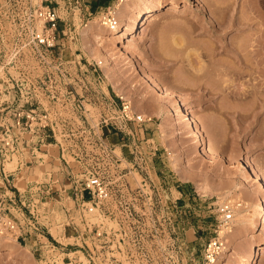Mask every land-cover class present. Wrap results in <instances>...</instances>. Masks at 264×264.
<instances>
[{
	"label": "rangeland",
	"instance_id": "374dc122",
	"mask_svg": "<svg viewBox=\"0 0 264 264\" xmlns=\"http://www.w3.org/2000/svg\"><path fill=\"white\" fill-rule=\"evenodd\" d=\"M42 1L60 16L50 47H38L28 28L41 0H0V124L16 127L21 113L25 133L13 129L11 137L26 144L0 158V187L4 170L9 188L35 206L40 230L25 240L4 237L0 264H51L52 244L56 264H203L207 244L218 238L224 248L214 264H244L264 237V190L238 162L264 176V96L239 93L264 91V0H176L178 9L145 19L126 44L97 38L110 33L103 16L116 0L100 8L91 0ZM238 19L244 23L228 26ZM233 38L239 48L252 44L251 66L223 48ZM231 67L244 75L225 81ZM141 68L192 108L219 159L203 152ZM93 175L110 193L88 214L90 194L81 191ZM226 203L233 214L227 222ZM10 208L29 217L21 202ZM227 227L233 231L224 238ZM53 236L74 248L62 249ZM86 250L96 258H85ZM255 264H264V249Z\"/></svg>",
	"mask_w": 264,
	"mask_h": 264
},
{
	"label": "built area",
	"instance_id": "2783aa9c",
	"mask_svg": "<svg viewBox=\"0 0 264 264\" xmlns=\"http://www.w3.org/2000/svg\"><path fill=\"white\" fill-rule=\"evenodd\" d=\"M117 3L125 2L128 0H116ZM78 2V1H77ZM115 10H106V14L103 16V22L105 25L110 26V28H114L115 26L119 25V19L117 15L115 14ZM60 16L58 13V10L55 7H51L50 5H44L43 1L41 4H39L34 12H31L28 17V28L29 32L31 34L33 42L38 46H53L55 45L56 40V31L58 28V22H59ZM1 84V82H0ZM0 93H2V88L0 86ZM4 102L0 103V114L5 113V107H1ZM123 111L125 113V116L127 119H132L133 117L130 116V106L126 103H123ZM32 115H30L31 117ZM136 119L138 121H143V117L141 115H137ZM0 128L2 130L0 131V158L6 159L9 154H13L14 152H17L19 149H24V142L20 143L17 140H15L14 136L11 137V130L18 129L21 133H25V130L22 128V114H18V118L16 121V127L11 128L9 125H6L5 123L0 124ZM22 145V146H21ZM26 145V144H25ZM28 147V146H27ZM2 178L4 180V183L6 184V188L0 187V238H4L7 236H15L16 239H23L30 238L29 236H32L37 234L35 230L39 229V225L37 224V216L34 211V207L32 206V202L30 200H27V198L22 199L24 195L20 191V189L16 186L15 190L13 187L9 188V174H7L4 170L1 171ZM11 175V174H10ZM7 179V180H6ZM8 181V183H6ZM52 186V185H51ZM10 194H9V192ZM18 192V193H17ZM90 194V200L85 201L86 205V212L88 214H93L96 211V208L99 204L103 203L105 199L109 196V187L106 181L101 178L100 176L93 175L86 178L84 188L81 191V197L83 198L85 193ZM18 202H21L22 206L27 208V212L29 213V217L26 215L22 217L21 219L14 216V214L11 211L10 206L17 205ZM10 205V206H9ZM224 211V221H228L233 217L232 214V206L229 203H226L223 208ZM91 225H93L92 220L89 221ZM70 225H75L74 217L71 216L69 219ZM65 230V229H64ZM40 231V230H38ZM40 234V233H39ZM101 234L100 230L98 231V235ZM53 238L57 241L58 239L53 236ZM61 244V248L65 249V247L68 248L72 247L74 248L73 244H62V242H59ZM52 244V243H50ZM51 248L48 249V258L51 260V264H56L57 255L54 252L55 246H50ZM224 248V242L221 240V238L213 239L211 240L206 248H205V257H204V263L203 264H214L220 253L222 252ZM80 250L70 251L66 254H74ZM81 252V251H80ZM85 253V252H84ZM83 253V254H84ZM85 258H89V260L96 258V254L94 252H90L86 250V253L84 254ZM70 259V258H69ZM73 259V257H72ZM81 260V257L78 258ZM73 262H65L64 264H72Z\"/></svg>",
	"mask_w": 264,
	"mask_h": 264
},
{
	"label": "bare ground",
	"instance_id": "6f19581e",
	"mask_svg": "<svg viewBox=\"0 0 264 264\" xmlns=\"http://www.w3.org/2000/svg\"><path fill=\"white\" fill-rule=\"evenodd\" d=\"M41 2H42V0H41ZM38 4H40V2ZM142 4H145V5L142 8H139V6H141ZM222 4L220 6H218V7H220V9L225 10V9L228 8V6H225L226 3L224 5H222ZM110 9L115 10V12H116L115 14L117 15V17L119 19V25L115 26L114 28H111L110 33H108L106 35H101V34L99 35L98 34L97 38H98V40H101V39L102 40L103 39H105V40L107 39L108 40V39H111V38H117L119 43L126 44V42L132 36H136V34L138 35V32L140 31V27L144 23L145 19L154 17L158 13H164V12H169L172 9L173 10L178 9V2L176 0H169V1H166V0H128V1H125V2L117 3L113 8H110ZM209 12L211 13L212 11L210 10ZM238 23L242 24L244 22L241 21V20L239 21V19H238V21L234 20L228 26L232 27V26H235V24H238ZM219 24L222 25L223 23L220 22ZM93 26L95 27V25H93ZM93 26H91V28H93ZM99 29H100V27H99ZM88 33L89 32L87 30L84 31L83 32L84 37H87ZM91 33H92V31H91ZM222 40H223V37H222ZM221 43H222L223 48L225 49V51H227V54H229L230 57L234 58L235 61L240 62L241 64H245L247 66L248 65L251 66V64H250L251 63V57H250L251 53H249V49H247V47L252 46V44H247L248 43L247 42V43H245L246 44L245 45L244 42H243L244 46L242 45L239 48L238 46L235 45L236 43H234V38H233V40L231 39L230 43H228V44L227 43L225 44L222 41H221ZM239 46H240V44H239ZM228 47H230L231 49L230 48L227 49ZM244 51H247V53H245V54L242 53ZM127 58L131 59L132 57H130V55L128 54ZM10 60H11V57H9V61ZM130 61H132V59ZM3 67L4 66L0 64V70L1 71L3 70ZM138 68H140V67L138 66ZM231 68H232L231 69L232 71L225 75V79H224L225 81L230 79V78H233L234 76L241 77V76L244 75L237 68H236L237 70L234 69L233 67H231ZM138 71H139V69H138ZM141 71L144 73V74L141 73V75H143V77L145 79H147L152 84L153 87H155L156 89H158V90H160L162 92V98L165 100V102L170 104L171 107L173 106V107L177 108V110L179 111L181 117L188 123L189 127L192 129L193 137H195V139H197L199 141V144L202 147L203 152H205V154L208 157L212 158V159H219L220 157L216 154V152L213 150V148L209 145L208 140L204 137L203 130H202V125H201L200 121L193 114L192 108L184 105L179 100L173 98L172 93L170 92V90L168 88L162 86L158 81H156L154 78H152L149 74L145 73L142 70V68H141ZM141 71H139V72H141ZM261 74H262L261 76L264 77V68L261 69ZM263 92L258 90V89H254L253 88L252 90H247V91L244 90V92H240L239 94H242V95H244V94H246V95L248 94L249 95L250 94V95L262 97V96H264ZM236 94H237V92H236ZM259 97H256V98L259 99ZM253 98H255V97H253ZM130 102H132V101H130ZM163 125L164 124L162 123V126ZM238 168L242 172L243 171L248 172L249 178L254 180V182L260 183L262 188H263V190H264V176L261 174V172L256 167L252 166L251 169L249 170L247 168V166L242 161H239L238 162ZM243 214L244 213H242L241 211H237L236 212L237 217L238 216H242ZM245 217H246V215H245ZM261 220H262V224H263V228H264V203L261 206ZM228 223H230V222H228ZM227 229L230 232L233 231V229L230 230V227H227V228H225V230H222L221 231V235L224 238H226L225 236L227 234L226 233ZM228 235H227V237H229ZM1 240H3V238H0V241ZM226 247H227V245H226ZM251 249L252 250L250 251V253H248V256L245 259L244 264H255L258 261L260 255H261V253H262V251L264 249V237H262L260 240L255 242Z\"/></svg>",
	"mask_w": 264,
	"mask_h": 264
},
{
	"label": "crops",
	"instance_id": "0c3cea01",
	"mask_svg": "<svg viewBox=\"0 0 264 264\" xmlns=\"http://www.w3.org/2000/svg\"><path fill=\"white\" fill-rule=\"evenodd\" d=\"M110 1L111 0L106 1V2H109L110 3ZM104 3H105V0H91V7H93V6L96 5L98 8H100ZM30 162L32 164L31 163H28V161L25 162L26 163V167L27 168H30V169L31 168H34L36 166V164H34L36 162V160L31 159ZM22 167H23V165H22Z\"/></svg>",
	"mask_w": 264,
	"mask_h": 264
}]
</instances>
